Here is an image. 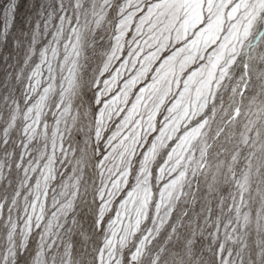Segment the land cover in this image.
Returning a JSON list of instances; mask_svg holds the SVG:
<instances>
[{
    "label": "snow or ice",
    "instance_id": "obj_1",
    "mask_svg": "<svg viewBox=\"0 0 264 264\" xmlns=\"http://www.w3.org/2000/svg\"><path fill=\"white\" fill-rule=\"evenodd\" d=\"M0 264H264V0H0Z\"/></svg>",
    "mask_w": 264,
    "mask_h": 264
}]
</instances>
